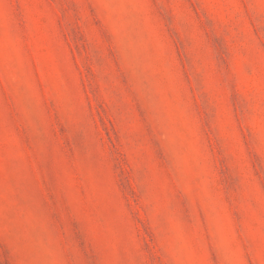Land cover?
Wrapping results in <instances>:
<instances>
[{"label": "rangeland", "instance_id": "374dc122", "mask_svg": "<svg viewBox=\"0 0 264 264\" xmlns=\"http://www.w3.org/2000/svg\"><path fill=\"white\" fill-rule=\"evenodd\" d=\"M0 264H264V0H0Z\"/></svg>", "mask_w": 264, "mask_h": 264}]
</instances>
